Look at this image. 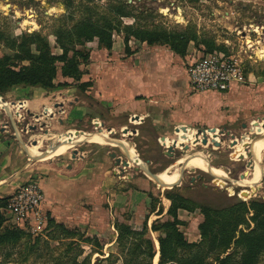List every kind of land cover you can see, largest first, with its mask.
Returning <instances> with one entry per match:
<instances>
[{
	"label": "rangeland",
	"instance_id": "1",
	"mask_svg": "<svg viewBox=\"0 0 264 264\" xmlns=\"http://www.w3.org/2000/svg\"><path fill=\"white\" fill-rule=\"evenodd\" d=\"M60 1L63 2L64 6ZM68 1L70 2L69 7L65 0H0V56L6 55L7 64L15 67L22 64H29V59L22 56V54L17 51L18 47L13 45L12 41L18 42L20 36L25 33H35L41 35L47 41V47L42 50L43 54L41 59H50L54 63L51 78L46 79L43 84H19L0 90V97L3 100H0V106L3 107H0V129L9 136H14V134L12 133L8 113L10 112L13 117L14 109L11 108V110H9L10 107H7V105L10 104L8 102H12V100L7 99L5 96L6 94H17L16 97L21 99L25 98L27 94H35L34 92L39 89L40 95L48 99V105L52 108L51 113H45L39 120H35L31 115L34 111L38 112L39 109L24 107L21 110L24 114V118L21 119V125L22 127L27 125V128L26 131H19L18 137H20L25 146L24 149L26 154L22 157V160H33L32 164L29 165L30 167H34L33 165L56 157V155L49 158L44 157L45 150L48 152L47 149L51 147H58L61 144L64 145L62 141L58 142L53 140L55 133L59 131H56L54 125L49 121V118L57 110L56 101L73 100L75 95L84 99L86 102H91L93 100L91 87L81 82L84 81L81 80L83 79V74L76 75L75 77L62 75L60 71L61 61L54 58L56 54L61 52L60 45L56 40V31L64 29V31L72 33L77 21L88 16L98 17L100 19L103 18L102 16L113 17L115 14L114 11L112 12L111 10L115 3L124 1L132 3L133 7L131 12L136 14L137 23L149 27L161 25L163 28L171 29V27H173L177 29L184 26L186 23V19L183 17L182 13L189 14L190 21L187 23L188 29H198L201 37L209 36L221 39L225 36L230 41L232 39L231 42L235 44L234 51H240L239 53L244 57L246 66L252 69L255 74L263 75L259 78L260 80H258V85L260 87H256L259 89L258 92H260L264 85V55L257 53V51L264 50V0ZM223 17H228L226 19L235 26V29L233 27L227 28V26L222 25L220 18ZM237 29H242L245 33L249 32L251 38L246 35V39L255 41V45L251 47L254 49L252 56L255 60L248 57L245 51L240 50V41L238 40L239 34L236 32ZM94 38L95 37L84 44V47L89 50L88 55L90 58L88 57V59H91L90 50L96 45L95 42L92 41L95 40ZM248 43L250 44L251 42L248 41ZM81 45L82 44L77 43L76 47H81ZM68 53V55H70L72 49H69ZM38 62L39 61H37V63ZM80 62V67L84 71L90 73L91 68L89 66L85 67L84 64H82V60ZM89 77L91 78V76ZM63 81L65 82L64 84ZM90 82L92 85L91 80ZM249 83L250 81L246 80L237 87L243 86L246 89L255 88L256 84ZM19 91H23L24 93H16ZM210 91L206 92L211 93ZM196 92L202 93L204 91ZM251 92L256 94L257 89ZM217 93L223 94L224 92ZM105 107L99 108L100 111H98V113L96 111L90 112L94 115V119L103 122L101 126L97 125L93 127L92 119L87 117L85 120L69 121V125L60 131L64 133L63 131L69 128L86 131L77 132V136H80L84 133L100 132L99 129H101V127L107 130L108 126L113 125L114 128H112L110 137L122 138L125 140L128 145L134 148L138 158L143 161L138 163V165L132 162L128 166L122 167L121 164L117 165L115 163V158L110 155V152L113 151L116 156H120L121 160L129 161V155L119 146L110 145L107 142L106 144L104 142L100 143L98 140H80L81 138L65 152L60 153L71 154L72 150L76 148L81 157L91 156L94 159L103 161V167H106L108 175H112L114 169L117 173V175H115L117 181L124 184L119 187L121 190H126L128 188L139 189V192H134V195L129 197V202L127 198L125 204L113 206L112 214L109 213V219H103L101 218L102 216L97 218V220H101V224L106 225L105 229H103V234H101L102 239L108 242V239L110 240L112 238L110 232V229L112 230L110 227L111 220H113V218H118L121 214H123L124 218L134 226L142 225V223L145 222L146 215L148 216L147 211L150 209V206L144 208L142 199L145 194L141 191H145L148 196L149 193H151L155 205H162L164 209L170 202L164 193L166 191H178L196 201L209 203L213 206H225L228 203L241 202L238 206L229 209L227 212L230 214L225 216L226 218L232 217V219L235 218L236 220L238 217L239 219L243 217V219L238 221L239 223L234 230L228 232L225 240H223L221 236L216 239L212 234L204 237L199 232V223L203 219V214L199 208L196 207L194 210L180 208L178 215L184 222L181 223L179 227L183 231L186 240L196 243V245L190 248L177 250L175 253V259L176 257L177 259L171 264H264V225L259 224V221L253 218L252 211L248 208L251 200H264V142L257 148V146L254 145L255 142L252 141V139L259 134H256L254 130H251V133L247 132L251 135H246L244 133L241 138L237 139V144L240 143V145H238L235 150H233L230 144L231 135L228 131L221 136L218 135L221 139L220 142H217L218 144L204 145L187 140L185 135L177 134L176 132L179 128L183 129V131H187L189 134L192 133L193 136L195 135L196 137L197 135L195 134L194 128L209 126H203L199 123L195 125L183 123L181 125H186L185 128L177 125V129H171L168 133L160 135V133L156 132V129L151 131L149 120L142 122L143 119H139L137 121L132 118L133 115H128L129 111L127 110L125 113H127L128 117L121 113H117L118 116H112L111 119H109V116L113 115V112H110L107 106ZM4 108L8 111H5ZM255 112L263 113L254 115L249 119H244L243 122L247 123L249 120L253 119L252 122H250L252 123L253 129H256V126L262 122V130L264 126V110L257 109ZM240 117L241 115L236 120L232 121V123L225 124V127L219 125L218 128L213 127V129H217L219 130L218 132H220V130L227 128L230 130V133L232 132L234 135L238 136L240 133L248 131L245 128L246 126L244 127L241 124ZM7 121L8 123H6ZM14 121L18 122L17 120ZM53 122H57V119L55 118ZM188 126H193V130L187 128ZM133 127H136V132L131 131ZM125 129L129 132L127 131V134H122L121 130ZM211 129L206 131L210 132ZM206 131L205 133H208ZM45 134H49L48 138ZM207 135L210 136L212 140L213 134ZM38 136L40 138H38ZM159 136H161V140L164 144L166 141H170V144L172 143L175 145L172 154H167V146L159 142ZM67 137L68 134L66 135V138ZM34 138L39 140L33 143ZM180 141L183 142L179 144L178 142ZM252 142L253 144L251 145L250 143ZM64 148L66 147L62 149ZM254 148L257 149V155L259 154L261 159L255 167V173L253 174L251 182L248 184H241L239 183L240 175L247 167H250L251 164L248 165V160L254 157L253 155L256 151ZM194 152H196V156L191 157V160L201 162L204 165L203 168L193 165L190 166L189 164V166L185 165V163L188 162L193 164L197 163L191 160L185 161L186 157H184L183 162H179L182 158L181 156H187ZM245 154H247V157ZM237 157H243V159H236ZM205 160H208V162ZM251 168L254 169L252 166ZM166 170H174L173 179L169 182L165 181L161 183L151 176L153 173ZM39 174H41L40 171L32 168V170L26 171V173L20 177V182L29 178L31 175L39 178ZM147 174H150V176ZM258 184L259 186L257 187ZM16 186L12 187L10 190L0 191L2 193L0 194V205L4 202H2L1 197L10 194ZM255 188L257 189L253 192ZM249 191H251L250 194ZM98 205V209L101 212L104 209L106 210V208L109 210L108 202L102 197ZM91 208H93V206ZM45 211L47 210L45 209ZM149 216H151L150 219L158 217L161 220L168 217L165 211L162 215L160 214V216L156 215L154 212H151ZM3 223L8 226L17 225L6 218H4ZM257 223L261 227L258 226ZM18 226L25 231V235L14 242L0 243V264H71L70 259L73 255L77 257V261L84 257L86 258V260H81V264H94L97 258L102 264H109L108 260L103 258V255L92 253L91 246L86 242L82 243V241H85L84 237L81 238V236H78V239H80L79 241L76 239L72 240L73 242H77V244H74V246L72 245L70 248L72 251H70L71 253L69 255L66 254V251L70 249H67L66 245L71 238H69L68 233L61 228H53L52 226L47 227L46 225L41 229L33 230L28 223H24L22 226L17 225V227ZM68 226L72 228L73 224ZM75 227L80 230L82 229L80 226L75 225ZM147 228L145 234L151 236L154 242L156 241V253L152 259V264H159V246L157 242L159 232L149 229V226ZM62 251L63 254H61ZM110 251L113 253V258L118 257L120 253L116 243H108L103 246V253H105V255H107L106 252ZM155 256H157V259L154 261ZM112 257L110 264H123L121 257L112 263ZM140 257L139 255L137 258Z\"/></svg>",
	"mask_w": 264,
	"mask_h": 264
},
{
	"label": "crops",
	"instance_id": "2",
	"mask_svg": "<svg viewBox=\"0 0 264 264\" xmlns=\"http://www.w3.org/2000/svg\"><path fill=\"white\" fill-rule=\"evenodd\" d=\"M182 15L186 19L185 25L177 29L171 27V29L187 30L195 34L197 38H200L198 29H188L187 27L190 15H187V13H182ZM226 18L228 17L220 18L222 25L227 26V28H234L235 26ZM121 19L122 24L137 23L134 16H121ZM240 38L239 35V41ZM94 39L92 41L96 45L90 50L91 59L87 63H84V66H89L91 70L90 73H83V79H81L92 81L90 87L93 100L86 102L75 95L73 100L56 101L57 110L49 118L55 130L59 131L55 134L64 135L71 130L86 132L72 128L63 131L64 133L60 131L69 125V121L85 120L87 117L94 119V115L90 112L96 111L98 113L105 106L108 107L110 112H113V115L109 116V119L112 116H118L117 113L126 115V117L133 115L132 118L134 119L136 118L135 116L140 115L139 119H143L142 122L149 120L151 131L156 129V132L160 133V135L168 133L171 129L175 130L183 123L191 125L199 123L203 126L218 127L220 125L225 127V124L232 123L240 115L242 124L244 123V119H249L254 115L263 113L255 112L257 109L264 110V85L260 92L256 88L259 87L258 80L263 75L255 74L252 69L246 66V63L245 74L248 76L247 81H250L249 84H256L253 89L251 87H249L251 89H246L243 86L238 88V85H235L223 94L210 90L208 91L211 93L206 91L199 93L191 89L186 72L187 62L195 50L203 45L201 42L196 43L194 39H190L187 43L185 54L181 55L166 44H148L146 41H141L133 36H130L127 41L128 51H126L124 30L122 28L118 30L113 29L112 45L110 48L99 47L98 38L95 36ZM225 39H227L225 36L221 39L218 37L214 38L217 44L227 47ZM246 41H250L252 45L255 43V41L247 39ZM257 53L264 55V50L257 51ZM256 89V94L251 92ZM16 93L23 94L24 92L19 91ZM34 93L27 94L25 98L21 99L16 97L17 94H6L5 96L7 99L12 100V102L14 100L24 101L26 107H34L39 110L51 108L48 105V99L40 95L39 89ZM19 101L15 105L10 103L7 107L18 108L22 104ZM126 110L129 111L128 115L125 113ZM8 115L13 120V123H16L10 112ZM55 118L57 122H53ZM98 121L102 125V121L95 119V122ZM97 125L99 124L96 123L95 126ZM14 127L19 135L17 126ZM109 128L111 129L109 130ZM112 128H114L113 125L108 126L107 130L101 127L99 129L100 132H93V134L95 133L102 140L110 139L113 142L110 145L119 146L124 150L129 155L128 165L132 162L137 165L143 162L138 158L134 148L128 145L125 140L110 137ZM218 131L217 129L210 132L207 131L208 134H213V141L218 139ZM176 133L185 135L186 139L190 141H194L193 139L197 138L192 133L189 134L187 131L179 128ZM86 134L84 133L83 135L85 136ZM204 134L206 133L204 132ZM121 141L125 143L123 144ZM209 141H212L211 138H208L204 145ZM166 142L170 143V141ZM104 143L106 144V142ZM66 145V148L57 149L54 153L45 150L44 157L49 158L53 155H56V157L30 167L29 165L32 164L33 160H22L26 152L20 137L17 135L9 136L0 129V191L10 190L20 183V177L26 171L32 170V168L37 169L41 172L37 179L44 191L43 208L49 211L56 221L63 222L67 226L70 224L80 226L81 230L85 231L86 234L96 235L103 246L108 243H116L117 231L113 225L115 218L111 220L110 227L112 230L110 229V232L112 238L110 240L107 238L108 242L101 238L106 225L101 224V220H97V218L102 216L101 218L103 219H109V213L112 214L113 206L125 204L127 198L129 202V197L133 196L134 192H139V189L128 188L121 190L119 187L123 183L117 181L115 176L117 175L116 171L113 169L112 175H108L106 167H103L104 162L101 160L94 159L91 156L81 157L78 152L73 153L74 150H72L71 154H60L71 147L69 144ZM237 146L238 144L235 146L236 149ZM141 192L145 194L142 199L144 208L150 206V197L145 191ZM0 194L2 193L0 192ZM101 197L108 202L109 210L106 208V210L104 209L101 212L98 209ZM92 206L94 209L91 208ZM158 208L159 206L155 205L154 210L147 211L148 216L146 215L145 222L147 227L149 226V229L152 220L156 218L150 219L151 216L149 214L154 212L160 216V214L162 215L166 211V208H163L161 213H156ZM118 219L128 221L124 218L123 214L119 215ZM143 223L138 226L130 224L134 228L140 229L143 227ZM106 253L108 254V252ZM103 256H105V253Z\"/></svg>",
	"mask_w": 264,
	"mask_h": 264
},
{
	"label": "trees",
	"instance_id": "3",
	"mask_svg": "<svg viewBox=\"0 0 264 264\" xmlns=\"http://www.w3.org/2000/svg\"><path fill=\"white\" fill-rule=\"evenodd\" d=\"M61 2V1H60ZM68 7L70 2L65 0ZM64 6L63 2H61ZM86 6V5H85ZM133 7L129 2H118L113 4L112 12L114 16H102L103 18H96L88 16L82 20H78L72 33L59 29L56 31V40L60 45L61 52L54 56L55 59L61 61L60 71L64 76H72L83 74L84 71L81 67L82 64L89 61L88 48L84 47L87 41L98 38L99 47L110 48L112 45V32L113 29L124 30V42L125 50L128 51L127 41L130 36H133L141 41H146L148 44H166L174 51L185 54L187 43L190 39H194L196 43H202L206 49L222 48L221 44H217L213 37H200L189 31L173 30L170 28H163L161 25L145 26L139 23L136 24H122L121 16H134L136 14L131 12ZM118 11V12H117ZM99 16V15H97ZM67 41V42H66ZM82 44L81 47H76V44ZM13 45H16L17 51L22 56L29 59V64H22L18 67L7 64V56H0V90H4L14 85H36L43 84L46 79L51 78L54 63L50 59H41L42 50L47 47V41L44 37L35 33H25L20 36L18 42L12 41ZM71 46V48H70ZM72 49V53L68 55V50ZM41 59V60H40ZM37 61H39L37 63ZM83 70V71H82ZM85 85L91 86L90 80L81 81ZM65 82L63 81V84ZM165 196L170 200L165 213L168 215L165 219H159L156 217L152 220L150 229L158 231V250H159V264H171L175 259V253L182 248H190L196 245L186 240L183 231L179 225L184 222L178 215V209L184 208L188 210H194L196 207L203 214V219L199 223V232L202 236L206 237L212 234L216 239L221 236L223 240L227 236L228 232L234 230L236 225L241 221L243 217L236 220L235 218H226L225 215L230 214L227 212L234 206H238L239 203H228L225 206H213L209 203L196 201L188 196L181 194L178 191H166ZM9 197V194L2 198V202ZM151 199L150 211L155 209V202L153 196L149 193ZM249 209L252 211L253 218L259 221V224L264 225V200H251L249 202ZM163 206L159 205L156 213H161ZM225 211V212H224ZM47 215V227L61 228L68 237L71 238L67 242V249H70L72 245L77 244L72 240H80L85 238V241L92 248V253H103V244L100 242L96 235L86 234L83 230L73 226L70 228L63 222L56 221L49 211H46ZM4 217L0 214V243L14 242L22 238L25 235V231L19 226H8L4 223ZM258 224V223H257ZM258 224V226H260ZM113 225L117 231L116 244L119 247L118 257L113 258L112 252H108L103 256L108 260V263L115 262L121 257L123 264H152V259L156 253V246L151 236L145 234L147 230L146 222L143 223V227L138 229L134 228L128 221L115 218ZM261 227V226H260ZM242 237V233H241ZM244 240V239H242ZM72 249L67 250L66 254L70 255ZM79 253V252H78ZM63 254V251L62 253ZM68 255V256H69ZM140 258H137L138 256ZM75 255L70 259L71 264H81V260L77 261ZM94 264H102L98 258L94 261Z\"/></svg>",
	"mask_w": 264,
	"mask_h": 264
},
{
	"label": "built area",
	"instance_id": "4",
	"mask_svg": "<svg viewBox=\"0 0 264 264\" xmlns=\"http://www.w3.org/2000/svg\"><path fill=\"white\" fill-rule=\"evenodd\" d=\"M236 32H238L241 37L239 43L240 50L245 51L248 57L255 60V58L252 56L254 51L251 48V46L255 45V43L253 45H250L246 41V35L251 38L250 33H245V31L243 32L242 29H237ZM225 43L227 46L226 49H206L204 45H202L195 50L194 54L187 62L186 68L189 85L192 90H212L216 92H226L233 86L242 84L247 80L248 76L245 74L246 72L244 57L239 53L240 51H234V43H232L228 39H225ZM22 108L16 111L17 114H13V116L18 119V122L13 123V120H11V118L9 121L11 124L12 133L17 136L18 134L15 131L14 126H17V131L20 132L24 130L26 131L27 128V125L25 127H22L21 125V119L24 118V114L21 111ZM45 113L50 112H42V110H39L38 112L34 111V113L31 115L35 120H39V118L43 117ZM252 120L253 119L249 120L247 123L244 122L245 125L243 126H246L245 128L248 131L242 132L238 136L234 135V133L232 132L230 133V130L226 128L224 130H220L219 136L228 131L231 135L230 144L233 150H235V144H237L238 142L237 139L241 138L244 133L246 135H251L247 132L251 133V130H254L256 134H259L261 128L253 129L252 123H250L252 122ZM6 123H8V121ZM96 123L101 126V123L99 121L95 122V119H92L93 127ZM201 128L202 130L198 134L196 128H194L197 135V138H195L196 140H194V142L204 144L202 139L204 138V136L207 137L208 133L204 134L206 130L204 129V127ZM211 128L213 127L209 126V129ZM127 131L128 130L125 129V132H122V134H126ZM158 140L159 142L163 143L161 140V136L158 137ZM207 144H216V142L209 141L207 142ZM164 145L168 146L169 144L165 143ZM241 158L243 159V157H237L236 159ZM43 200L44 191L40 183L38 182V179L35 176L31 175L29 178L17 184L16 188L9 194V197L3 202V204L0 205V214H2L4 218L9 220L13 224L22 226L24 223H28L33 230L41 229L47 224V215L45 209L43 208Z\"/></svg>",
	"mask_w": 264,
	"mask_h": 264
},
{
	"label": "bare ground",
	"instance_id": "5",
	"mask_svg": "<svg viewBox=\"0 0 264 264\" xmlns=\"http://www.w3.org/2000/svg\"><path fill=\"white\" fill-rule=\"evenodd\" d=\"M251 44V43H250ZM0 100L1 101H3L2 100V98L0 97ZM19 100H17V101H13V102H8V103H12L13 105H15L16 104V102H18ZM20 103H22L18 108H14V107H11V108H13L14 109V114H17L15 111L16 110H19L20 108H22V107H26V105H25V102L24 101H19ZM0 107H2V106H0ZM3 108V107H2ZM11 108L9 109V110H11ZM5 110V109H4ZM5 111H7V109L5 110ZM42 112H52V108H44L43 110H42ZM14 117V119L15 120H17L18 121V119L15 117V116H13ZM135 120H139V118L137 119V118H135ZM263 121V120H262ZM264 124V123H263ZM261 126H262V122L259 124V125H257L256 127L258 128H261ZM111 128H109V130H110ZM212 131L214 130L213 128L211 129ZM205 131V130H204ZM200 133V132H199ZM68 134V137L66 138V135ZM46 135V134H45ZM78 135V133L76 132V131H70V132H68V133H66L65 135H58V134H55V137H54V139L53 140H56V141H62L63 143H64V145H60V146H58V147H51V148H53V149H47L48 150V152H56L57 151V149H62L63 147H67V145L66 144H69V146H72L74 143H76V141H78V139L79 138H81L80 140H82V139H85V140H88V141H99L100 143H103V142H107V143H113V142H111L110 141V139H105V140H102L101 139V137L100 138H98L96 135H95V133L93 134V132H90L88 135L86 134L85 136L84 135H80V136H77ZM99 135V134H98ZM47 136V138H48V136H49V134L48 135H46ZM42 137V136H41ZM197 137V136H196ZM212 137H213V135H212ZM218 138H219V136H217ZM37 138V137H36ZM38 138H40L39 136H38ZM46 138V137H45ZM50 138H52V137H50ZM104 138V137H103ZM204 138H206V136H204ZM207 138H210L208 135H207ZM39 140V139H38ZM37 140V141H38ZM43 140H44V138H43ZM193 140H195V139H193ZM206 141H207V139H205ZM214 139L212 138V141H213ZM220 138L219 139H217V140H215V142L217 143V142H220ZM116 141V140H115ZM119 141V140H118ZM205 141V142H206ZM252 141L253 142H255V144L254 145H256L257 146V148H258V146L262 143V142H264V126H263V128H262V130H260V132H259V135H257L255 138H253L252 139ZM40 142V141H39ZM121 142H123V144L125 143L124 141H121ZM205 142H203V143H205ZM253 142L252 143H250L251 145L253 144ZM167 144H170V143H168V142H166ZM242 143V142H241ZM115 144V143H114ZM59 145V144H58ZM238 145H240V143L238 144ZM126 148V147H125ZM256 148V147H255ZM254 148V150H256L255 151V154L253 155L254 157L253 158H251V160H248L249 161V163H248V165L249 164H251L250 165V167H247V169L245 170V172L244 173H242V175H240V179H239V183H241V184H248V183H250L251 182V180H252V178H253V174L255 173V167L257 166V164H258V161L261 159L260 158V155L258 154L257 155V149H255ZM252 150V149H251ZM198 152V151H197ZM47 154V153H46ZM243 154V153H242ZM49 155V154H48ZM47 155V156H48ZM190 155H192V156H190ZM190 155H187V156H181L182 158L180 159V161L179 162H183V160H184V157H186L185 158V161H190L192 158L191 157H194V156H196V152H194L193 154H190ZM246 155V157H247V154H245ZM191 161H194V162H197V163H199V164H197V163H191V162H188V163H185V165H193V166H196V167H199V168H203L204 167V165L201 163V162H199V161H197V160H191ZM206 162H208V160H205ZM176 162V161H175ZM127 165H128V163H127ZM126 165V166H127ZM188 165V166H189ZM171 166V165H170ZM169 166V167H170ZM251 166L252 167H254V169H252L251 168ZM122 167H124V165L122 166ZM195 167V168H196ZM177 170V169H176ZM147 175H149L150 176V174H147ZM173 175H174V170H171V171H169V170H166V171H162V172H156V173H153L151 176L154 178V179H156L157 181H159V182H161V183H163V182H165V181H170V180H172L173 179ZM151 178V177H150ZM166 184V183H165ZM258 187V186H257ZM256 189L257 188H255L254 190H253V192L254 191H256ZM250 193H251V191H250ZM249 193V194H250ZM157 258H155V260H156Z\"/></svg>",
	"mask_w": 264,
	"mask_h": 264
},
{
	"label": "water",
	"instance_id": "6",
	"mask_svg": "<svg viewBox=\"0 0 264 264\" xmlns=\"http://www.w3.org/2000/svg\"><path fill=\"white\" fill-rule=\"evenodd\" d=\"M242 34H243V32H242ZM264 117V116H263ZM136 118L138 119V118H140V115H137L136 116ZM243 125H245V123H242ZM182 128H185L186 127V125H180ZM178 128V127H177ZM176 128V129H177ZM187 128H191V130H193V127L192 126H188ZM204 129L205 130H209V127H204ZM201 130H202V128L201 127H197L196 128V131H197V134L199 133V132H201ZM82 131H84V130H82ZM131 131H133V132H135L136 131V128L135 127H133L132 128V130ZM122 132H125V130H122ZM206 138H203L202 139V141L203 142H205L206 140H205ZM37 142V139L36 138H34L33 139V143H36ZM173 149H174V144H169L168 146H167V149H166V152H167V154H172V151H173ZM74 151H73V153H76L77 152V149L76 148H74L73 149ZM110 155L111 156H113L114 158H115V163L118 165V164H121L122 166L124 165V166H126L127 165V163H128V160H121V158H120V156H116L115 155V152H110ZM33 156V155H32Z\"/></svg>",
	"mask_w": 264,
	"mask_h": 264
},
{
	"label": "flooded vegetation",
	"instance_id": "7",
	"mask_svg": "<svg viewBox=\"0 0 264 264\" xmlns=\"http://www.w3.org/2000/svg\"><path fill=\"white\" fill-rule=\"evenodd\" d=\"M136 128V127H135Z\"/></svg>",
	"mask_w": 264,
	"mask_h": 264
}]
</instances>
